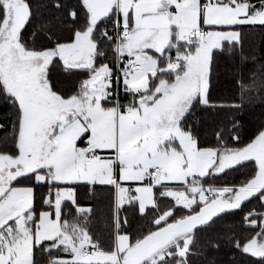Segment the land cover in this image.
<instances>
[{
	"label": "snow or ice",
	"instance_id": "obj_1",
	"mask_svg": "<svg viewBox=\"0 0 264 264\" xmlns=\"http://www.w3.org/2000/svg\"><path fill=\"white\" fill-rule=\"evenodd\" d=\"M257 26L264 0H0V264H216L223 246L264 264V122L242 136L237 115L264 64L238 98L213 82ZM90 186L111 195L103 242Z\"/></svg>",
	"mask_w": 264,
	"mask_h": 264
},
{
	"label": "trees",
	"instance_id": "obj_2",
	"mask_svg": "<svg viewBox=\"0 0 264 264\" xmlns=\"http://www.w3.org/2000/svg\"><path fill=\"white\" fill-rule=\"evenodd\" d=\"M41 18H38L37 23ZM247 33L242 48L237 45L234 55H225L223 59H218L213 68V82L216 86L215 95H221L230 98H238L240 95L239 85L243 82L245 87H248L253 79H259L261 74V65L264 64V34L257 26L255 29L245 28ZM256 93L253 92V96ZM11 112V108L0 100V125H8L9 120L5 118L6 114ZM240 118L243 128L241 135L246 136L256 131L261 122H264V94L262 98L254 99L251 102H245V105L240 113L237 114ZM207 131V130H206ZM6 132L10 134V127L0 128V149L6 147L4 137ZM231 172L228 180L236 177L242 178L241 173ZM78 203L86 209H90L87 213L88 229L91 234L102 242L108 239L112 231V214L113 205L111 195L108 188L96 186L92 189H79ZM258 207L257 201L252 200L248 204L249 209ZM65 212L69 217L76 216L77 210L70 202H66ZM122 218L127 217L131 223V231L146 229V222L132 216L131 212L121 213ZM243 214H238L234 217H225L226 220L240 224ZM222 221H217L216 228L221 230ZM195 264H206L203 256H193ZM207 260H214L216 264H239L241 257L238 252L223 246L219 251H208Z\"/></svg>",
	"mask_w": 264,
	"mask_h": 264
}]
</instances>
